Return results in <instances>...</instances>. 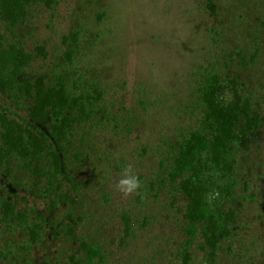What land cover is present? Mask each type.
Returning a JSON list of instances; mask_svg holds the SVG:
<instances>
[{"label": "trees", "instance_id": "16d2710c", "mask_svg": "<svg viewBox=\"0 0 264 264\" xmlns=\"http://www.w3.org/2000/svg\"><path fill=\"white\" fill-rule=\"evenodd\" d=\"M62 1L0 0V264H39L34 251L43 243L47 252L41 264H63L64 257V264H161L160 259L165 264H237L242 256L233 249L234 238L248 203L264 220L259 192L264 145L255 142L264 122L258 110L263 100L243 77L213 78L202 94L206 114L199 129L177 142L174 155L159 162L158 175L142 181L137 199L130 195L112 215L106 206L114 203V194L106 193L104 184L107 175H121L123 169L121 159L113 167V158L99 150L96 134L107 120L127 130L126 122L107 116L99 101L104 92L85 78L82 67L73 66L78 77L70 80L69 45L62 61L45 70L36 65L48 56L45 43L33 41L34 20L39 11L53 13ZM253 186L258 194L250 195ZM94 198L104 202L99 206L104 222L118 218L125 225L115 248L111 234L90 223L87 202ZM151 198L171 210L178 232L155 237L153 253L137 259L133 233L137 227L149 230L153 215L134 219L130 209L136 201L152 205ZM81 220L91 232L78 233ZM167 235L175 250H169ZM19 237L24 239L20 247ZM249 257H254L251 264H264V257Z\"/></svg>", "mask_w": 264, "mask_h": 264}, {"label": "rangeland", "instance_id": "374dc122", "mask_svg": "<svg viewBox=\"0 0 264 264\" xmlns=\"http://www.w3.org/2000/svg\"><path fill=\"white\" fill-rule=\"evenodd\" d=\"M38 16L33 41L45 43L48 57L40 58L36 65L45 70L47 64L62 57L67 45L72 48L70 80L77 81L75 68L82 67L87 72L85 78L104 92L99 101L107 116L122 118L128 126L126 130L107 120L105 128L96 134L97 147L113 158V167L120 159L123 170L131 165L141 186L142 181L158 175L159 162L174 155L177 142L199 129L206 114L202 94L213 78L224 82L243 77L256 98L263 100L258 110L264 117V0H63L53 13L42 10ZM73 91L79 94L80 89ZM258 132L255 142L264 145V122ZM120 178L113 171L104 184L106 193L114 194V203L106 206L112 215L132 199L115 189ZM259 192L264 200V184ZM256 193L254 186L249 189L250 195ZM97 199L87 202L93 217L90 223L102 225L104 234L116 240L115 248L124 237L125 225L118 218L106 219L105 223L99 207L104 202L98 204ZM151 200L152 205L136 201L130 209L134 219L153 215L149 230L137 227L133 233L135 257L152 254L155 237L160 240L159 236L167 233L177 236L169 218L171 210ZM249 205L234 238L233 249L242 256L235 259L237 264H251L249 259L254 257L249 254L264 257V228L260 227L264 220L257 209L252 214L253 206ZM255 221L256 226L252 224ZM91 229L87 220L79 221L78 233ZM167 237L169 250H175L174 241ZM23 240H16L18 247ZM165 242L161 241V247L167 249ZM44 250L43 243L34 251L39 264L47 252ZM62 261L65 263L66 257Z\"/></svg>", "mask_w": 264, "mask_h": 264}, {"label": "clouds", "instance_id": "9594fccd", "mask_svg": "<svg viewBox=\"0 0 264 264\" xmlns=\"http://www.w3.org/2000/svg\"><path fill=\"white\" fill-rule=\"evenodd\" d=\"M140 187V179L133 173L131 165L123 170L121 178L115 184V189L125 197L138 193Z\"/></svg>", "mask_w": 264, "mask_h": 264}]
</instances>
